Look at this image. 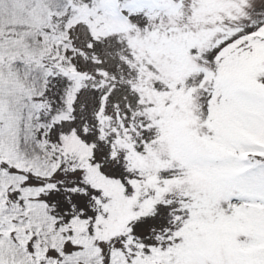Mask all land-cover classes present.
Masks as SVG:
<instances>
[{
	"label": "snow or ice",
	"instance_id": "6c2138e0",
	"mask_svg": "<svg viewBox=\"0 0 264 264\" xmlns=\"http://www.w3.org/2000/svg\"><path fill=\"white\" fill-rule=\"evenodd\" d=\"M0 264H264V0H0Z\"/></svg>",
	"mask_w": 264,
	"mask_h": 264
}]
</instances>
